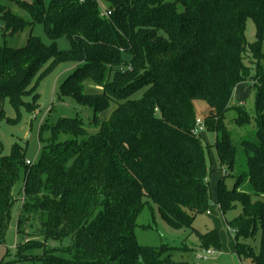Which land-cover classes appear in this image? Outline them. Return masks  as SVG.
Wrapping results in <instances>:
<instances>
[{
  "label": "trees",
  "instance_id": "16d2710c",
  "mask_svg": "<svg viewBox=\"0 0 264 264\" xmlns=\"http://www.w3.org/2000/svg\"><path fill=\"white\" fill-rule=\"evenodd\" d=\"M247 20L255 28L251 44ZM34 23L43 25L49 47L31 34L21 47L0 46V121L4 100L16 111L36 108L41 66L50 61L48 73L52 65L73 62L77 67L59 90L93 111L97 130L90 134L79 119L62 118L52 139L41 144L36 165L26 164L25 148L17 143L0 156V244L22 169L16 232L24 240L30 228V236L42 241L16 248L41 250V264H186L167 245L138 243L136 218L150 204L169 227L195 234L200 250H218L216 229L194 227L211 204L201 132L194 133L195 103L201 101L208 107L203 127L215 134L220 166L224 174L235 170L231 189L218 182L214 203L222 214L240 205V214L226 222L235 252L240 260L264 264V0H0L1 35ZM61 37L67 50L55 47ZM244 81L254 91L255 140L235 146L225 114ZM88 83L100 91L88 92ZM111 104L110 116L100 120ZM235 111L236 125L247 124L245 111ZM60 133L69 140L57 142ZM257 233L253 249L248 241ZM65 237L71 245L48 249L47 241Z\"/></svg>",
  "mask_w": 264,
  "mask_h": 264
},
{
  "label": "rangeland",
  "instance_id": "374dc122",
  "mask_svg": "<svg viewBox=\"0 0 264 264\" xmlns=\"http://www.w3.org/2000/svg\"><path fill=\"white\" fill-rule=\"evenodd\" d=\"M98 4L102 5V0H97ZM14 12L24 18H28L26 14L13 9ZM28 20V19H27ZM1 28V25H0ZM245 38L247 43L251 44L255 41V28L252 21L247 20L245 26ZM31 34L37 37L40 42L49 47L52 41L46 35L44 27L40 23H34L30 28L25 27L21 32L15 35L3 36L0 33V46H8L18 48L26 43L27 37ZM55 47L58 50H67L69 42L65 37L56 40ZM50 61L45 63L37 72L40 74L41 81L36 89L37 102L33 111H28L26 106H21L16 111L8 102L4 100L3 114L4 119L0 121V156H7L10 153L11 146L17 143L25 148V161L30 165H36L40 156L41 144H45L52 139L53 128L56 123L62 118H77L82 122L83 128L92 134L97 129L94 128L93 111L81 106L75 102L70 96H64L59 90L62 80L70 74L76 67V63L67 62L57 65H52V69L47 73V67L50 66ZM253 70H251V75ZM36 82V79L31 81L28 89ZM86 89L90 93H98L100 90L92 84H86ZM27 91V90H26ZM140 92L136 93L135 97L140 96ZM32 98V96H31ZM23 101L31 105L29 97L23 96ZM240 103H243L242 105ZM241 105V106H240ZM254 107V91L250 87L248 81L238 83L233 91L230 108L225 114V128L229 133L233 145H239L242 140H255L256 126L253 119ZM115 105L111 104L109 110L100 115V120H106ZM243 109L248 117V123L243 126H238L234 122L236 109ZM195 111L199 119L205 117L208 113V107L204 102L197 101L195 103ZM18 117V118H17ZM11 120V123L6 120ZM18 119V120H17ZM203 146L205 149V165L208 172V188L210 191L211 204L204 214H199L194 219V227L197 231L204 233L208 230L216 229L218 232L220 247L218 250H213V254L208 257L204 264H252L246 258H238L234 249V234L227 227L226 222L232 220L240 214V205L225 214H222L218 206L214 203L217 197L218 182L223 180V188L231 189L235 180V170L232 173L224 174L226 169L220 166L218 154L215 148L216 137L212 132L205 129L200 133ZM69 140L68 135L60 133L57 142ZM23 180L24 171H19L18 180L11 190L13 204L11 207V219L9 226L5 232L3 242L0 244V264H41L39 257L42 251L39 249L26 250L24 246L16 248L18 244L26 241L39 240L33 238L30 234L33 232L30 228L25 230L24 240L20 234L16 232V218L24 200L23 197ZM134 234L140 245L149 247H161L167 245L172 249L176 260L186 261V264L195 263V254L200 252L198 240L195 234L189 230L172 229L159 215L157 207L154 204L145 206L136 218V227ZM260 233H257L252 240L248 241L251 248L257 249ZM48 249L64 248L71 245L69 237L60 240H49L46 242ZM187 247V248H183ZM184 249V250H183ZM187 250V251H186ZM20 252V253H19ZM23 256V257H22ZM30 256L34 258H30ZM59 256L69 258L67 252H59Z\"/></svg>",
  "mask_w": 264,
  "mask_h": 264
},
{
  "label": "built area",
  "instance_id": "2783aa9c",
  "mask_svg": "<svg viewBox=\"0 0 264 264\" xmlns=\"http://www.w3.org/2000/svg\"><path fill=\"white\" fill-rule=\"evenodd\" d=\"M104 16H109L110 12H104ZM204 129L203 122L201 119L196 120L195 130L194 133L198 134L202 132ZM26 164H30L28 161H26ZM213 250H201L200 252L195 254V263L194 264H204L210 255L213 254Z\"/></svg>",
  "mask_w": 264,
  "mask_h": 264
}]
</instances>
